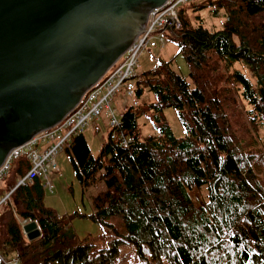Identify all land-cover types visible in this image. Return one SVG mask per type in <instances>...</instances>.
I'll use <instances>...</instances> for the list:
<instances>
[{
    "label": "trees",
    "instance_id": "1",
    "mask_svg": "<svg viewBox=\"0 0 264 264\" xmlns=\"http://www.w3.org/2000/svg\"><path fill=\"white\" fill-rule=\"evenodd\" d=\"M207 2L213 14L224 13L221 26L209 29L200 16L192 24L179 11L180 28L169 29L177 54L135 76L133 95L148 91L154 99L120 115L126 146L111 130L97 157L83 131L68 142L78 180L105 184L89 217L100 224L117 219L106 223L114 238L101 248L80 240L65 216L44 205L36 178L16 187L1 208L0 251L20 264H120L125 244L158 264H264V140L256 139L264 129V0ZM176 56L186 73L175 69ZM234 106L249 137L233 127ZM169 108L183 136L169 124ZM140 118L152 134H142ZM29 166L25 158L15 161L0 194ZM24 220L36 222L37 238L26 237Z\"/></svg>",
    "mask_w": 264,
    "mask_h": 264
},
{
    "label": "water",
    "instance_id": "2",
    "mask_svg": "<svg viewBox=\"0 0 264 264\" xmlns=\"http://www.w3.org/2000/svg\"><path fill=\"white\" fill-rule=\"evenodd\" d=\"M164 1L0 0V164L59 122ZM22 229L40 235L36 222Z\"/></svg>",
    "mask_w": 264,
    "mask_h": 264
},
{
    "label": "built area",
    "instance_id": "3",
    "mask_svg": "<svg viewBox=\"0 0 264 264\" xmlns=\"http://www.w3.org/2000/svg\"><path fill=\"white\" fill-rule=\"evenodd\" d=\"M188 2L201 5L205 0H165L162 4L151 8L146 17L143 30L129 47L121 54L120 63L110 72L102 75L90 85L76 105L53 126L34 134L28 141L11 148L0 164V181L11 171L13 164L20 158L29 163L26 174L17 180L15 187L0 194V211L10 198L11 192L18 186L39 178L42 188L53 192V177L59 173L56 156L71 137L82 132L86 126L101 119L102 112L111 129V138L119 140L126 146L124 135L120 131V114L114 105L117 95L126 99L132 97L137 75L138 56L146 47L154 48L164 45V31L181 26L178 8ZM211 10L213 6L207 5ZM120 60V59H119ZM27 222H21L23 228ZM0 264H19L14 256H6L0 252Z\"/></svg>",
    "mask_w": 264,
    "mask_h": 264
},
{
    "label": "rangeland",
    "instance_id": "4",
    "mask_svg": "<svg viewBox=\"0 0 264 264\" xmlns=\"http://www.w3.org/2000/svg\"><path fill=\"white\" fill-rule=\"evenodd\" d=\"M206 3L201 5L202 8L194 10L192 3L188 2L178 8L179 11H183L184 16L195 24V17L200 16L206 27L209 29H217L221 26L224 20V13L220 11L217 15L213 14L211 8H209L207 0ZM177 27L175 29H178ZM170 31L166 29L164 31L165 43L164 45H159L154 48L146 47L142 53L138 56V66L137 71L141 73L145 70L152 68L158 59L169 60L177 54L178 47L176 43L169 37ZM120 59V60H119ZM121 61V57H118L115 62L103 73L106 74L110 72L115 66H117ZM174 67L181 72H187V66L181 56H176L174 61ZM237 69L242 72H247L238 64H235ZM125 97L122 95H117L114 99V105L121 115L130 105H139L143 102L150 101L154 99V96L145 91L141 98L136 96ZM241 103V102H240ZM232 122L233 127L244 131V136L249 137L250 129L243 127L244 117L241 112H239L234 106L232 110ZM169 124L171 125L173 132L176 136H183V130L177 122V118L173 109L169 108L164 111ZM139 124L142 128V134L148 135L152 134L153 130L150 124L144 119H139ZM110 127L107 124V119L104 117V113L101 114V119L92 122L86 126L83 130V134L87 140L90 152L94 157L99 155L101 146L103 142L108 137L110 132ZM237 130L238 133L241 131ZM256 139L259 141L264 140V129L259 130V134L256 135ZM69 144L60 150L56 156V162L58 164L59 173L53 177V192H44V205L55 211L56 214L65 216L68 220L69 225L77 235L80 240H88L95 244L97 248L104 247L108 242L114 238V231L112 227L106 223L115 224L117 219L106 220L105 224H100L93 221L89 215L93 212V197L100 192L105 190V184L102 181L96 180L91 185H84L76 177L75 171L71 164V160L68 152ZM11 172L0 181V190L6 188L11 180ZM28 223V222H27ZM26 223V224H27ZM25 224V225H26ZM24 225V226H25ZM25 234V233H24ZM26 235V234H25ZM1 254L6 256H11V253L7 251H0ZM122 255L119 259L120 264H158L154 261H148L145 259H139L134 255V252L127 245L121 246ZM16 257V256H15ZM17 258V257H16ZM18 259V258H17ZM19 262V259H18ZM20 264V263H19Z\"/></svg>",
    "mask_w": 264,
    "mask_h": 264
},
{
    "label": "crops",
    "instance_id": "5",
    "mask_svg": "<svg viewBox=\"0 0 264 264\" xmlns=\"http://www.w3.org/2000/svg\"><path fill=\"white\" fill-rule=\"evenodd\" d=\"M138 72V71H137Z\"/></svg>",
    "mask_w": 264,
    "mask_h": 264
}]
</instances>
